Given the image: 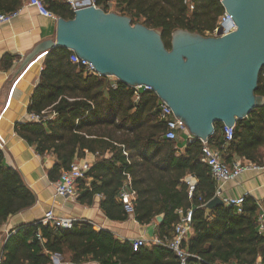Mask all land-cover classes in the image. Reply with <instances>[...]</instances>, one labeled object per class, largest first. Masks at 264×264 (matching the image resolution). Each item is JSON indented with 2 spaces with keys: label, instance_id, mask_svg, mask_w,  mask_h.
Listing matches in <instances>:
<instances>
[{
  "label": "trees",
  "instance_id": "1",
  "mask_svg": "<svg viewBox=\"0 0 264 264\" xmlns=\"http://www.w3.org/2000/svg\"><path fill=\"white\" fill-rule=\"evenodd\" d=\"M96 4L106 12L114 9L129 17L133 25L161 31L169 50L175 31L212 36L225 13L221 0H96ZM22 5L23 0H0V13H15ZM45 5L58 18L75 17L65 0H46ZM72 53L56 48L46 54L29 103V114L49 111L54 116L15 126L17 134L41 156L56 157L48 172L50 181L57 182L86 152L94 153L98 160L86 175L92 183L81 182L80 203L93 204L100 195V207L112 221L133 216L139 224L149 225L164 215L163 223L157 225L165 242L172 240L180 212L191 210L193 232L183 242L191 254L188 264H256L259 259L264 264L260 203L248 195L242 213L225 204L208 209L216 196V183L202 162L201 141L189 142L180 153L176 141L165 138L166 123L154 91L141 93L137 100L133 87L88 74L73 64ZM14 60L6 56L1 64L10 70ZM256 94L264 97V68ZM224 128L223 123H216L208 143L221 152L227 164L235 157L264 164V106L236 123L232 141L225 140ZM189 174L198 181L192 194L185 181ZM124 189L132 196V213L120 199ZM36 201L20 172L5 165L0 151V235L10 216L33 207ZM55 254L76 264H180L167 245L135 251L131 242H121L108 230L96 231L89 222H75L71 229H64L41 221L22 224L10 233L1 264H53Z\"/></svg>",
  "mask_w": 264,
  "mask_h": 264
},
{
  "label": "water",
  "instance_id": "2",
  "mask_svg": "<svg viewBox=\"0 0 264 264\" xmlns=\"http://www.w3.org/2000/svg\"><path fill=\"white\" fill-rule=\"evenodd\" d=\"M78 1V0H77ZM236 24L216 36L184 30L172 35L167 49L162 33L127 16L87 6L72 20L59 19L55 39L44 41L23 60L22 67L42 54L66 48L90 62L97 73L131 87L149 86L188 127L208 141L215 124L235 126L264 106L257 95L264 68V0H221ZM215 197L208 209L223 205ZM164 215L156 217L162 224Z\"/></svg>",
  "mask_w": 264,
  "mask_h": 264
},
{
  "label": "crops",
  "instance_id": "3",
  "mask_svg": "<svg viewBox=\"0 0 264 264\" xmlns=\"http://www.w3.org/2000/svg\"><path fill=\"white\" fill-rule=\"evenodd\" d=\"M59 19L62 18L52 19L41 15L35 7L28 4L27 0H23L17 16L10 22L0 23V151L4 153L5 165L20 172L26 185L37 198L33 207L10 216L2 226L0 263L3 260L2 248L10 233L14 234L18 226L22 224L41 221L50 210L60 218H71L75 222H89L93 224L96 231L108 230L121 242L132 243L134 239L143 238L147 244L144 248L147 250L168 242L159 237L157 222L141 225L133 216L122 222L109 219L100 207L102 199L100 195H96L93 204L90 205L82 204L78 199L57 196L48 174L56 163V157L53 154L41 156L35 146L29 145L15 131L18 123H25L29 119V103L40 81L46 54L39 55L25 67H22L23 60L37 45L56 38ZM6 56L15 57L10 70L4 69L5 63L1 64V60ZM188 143L187 135L176 141L180 153L185 151ZM97 160L98 155L86 152L85 157L77 161L88 163L92 167ZM232 161L234 163L248 160L235 157ZM185 181L194 184L198 182L196 177L190 174L185 176ZM91 183L92 180L87 179L86 184ZM78 192L80 196L79 188ZM246 194L260 203V212L264 211V170L246 171L239 177L224 183L220 198H235ZM192 232L193 230L190 235ZM160 239L165 244H158L157 240ZM52 260L53 264H76L65 259L61 254H55ZM260 261L259 259L258 262ZM81 264L99 263L89 261Z\"/></svg>",
  "mask_w": 264,
  "mask_h": 264
},
{
  "label": "built area",
  "instance_id": "4",
  "mask_svg": "<svg viewBox=\"0 0 264 264\" xmlns=\"http://www.w3.org/2000/svg\"><path fill=\"white\" fill-rule=\"evenodd\" d=\"M28 4L35 7L38 12L47 17L56 19V16L46 7V0H27ZM71 6L72 10L77 11L80 8L93 6L95 8H100L96 4V0H65ZM17 16V12L11 14H2L0 13V23L10 22L14 17ZM222 28L224 34H228L236 30V24L233 22V19L225 11L224 15L220 18L218 27L215 29L213 36H216L218 30ZM70 61L83 67L88 74H94L101 76L97 73L95 67L84 60L76 53H72L70 56ZM135 91L136 99L138 100L140 94L145 91H153L149 86H136L133 87ZM159 109L160 117L166 123V132L165 138L172 141H178L182 136H188V142L197 140L194 138L187 125L179 118H177L173 110L162 100L159 99ZM52 115L49 111H43L41 114L30 113L28 121H46L49 118H52ZM225 140L230 142L234 139L235 136V126H225L224 128ZM200 140V139H199ZM202 143V162L205 163L211 170L212 176L217 183L216 188V197H220L222 194V185L226 182H229L246 171H261L264 170V164L258 165L251 161H237L231 165L227 164L222 159L221 152L211 146L208 141L200 140ZM91 166L88 163L74 161L70 169L65 170L61 173L59 180L53 183L55 194L60 197L67 199H77L79 196L78 188L81 185L82 181H87L86 175L90 171ZM189 192L192 194L195 190V184L193 182H188ZM249 194L242 195L235 198H224L223 202L227 206H234L237 208L238 213H242V207L245 202V197ZM120 199L122 200L125 209L129 212H133L132 206V196L130 192L124 189L121 193ZM261 208V206L259 205ZM192 216L193 213L191 210L186 213L181 212V218L179 222L175 225L174 236L172 240L168 241L166 244L160 239L157 240L158 244L167 245L172 251L175 252L176 256L179 259L180 264H188V258L191 257V254L183 248V242L188 239L192 231ZM44 225H51L55 227H61L64 229H71L75 224V220L71 218H60L57 217L54 211L50 210L46 212L44 218L41 220ZM259 229L261 232L264 231V211L261 210V216L259 218ZM41 235H38L40 238ZM133 248L135 251L146 247V242L143 238H137L132 241ZM1 264V263H0ZM256 264H262L260 262Z\"/></svg>",
  "mask_w": 264,
  "mask_h": 264
},
{
  "label": "rangeland",
  "instance_id": "5",
  "mask_svg": "<svg viewBox=\"0 0 264 264\" xmlns=\"http://www.w3.org/2000/svg\"><path fill=\"white\" fill-rule=\"evenodd\" d=\"M111 12H115V13H116V10L113 9V11H111ZM212 36H213V35H212Z\"/></svg>",
  "mask_w": 264,
  "mask_h": 264
}]
</instances>
